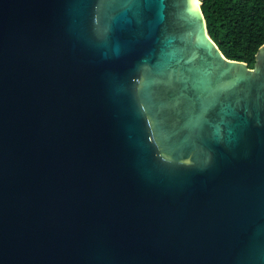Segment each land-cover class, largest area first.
<instances>
[{
  "label": "water",
  "instance_id": "water-1",
  "mask_svg": "<svg viewBox=\"0 0 264 264\" xmlns=\"http://www.w3.org/2000/svg\"><path fill=\"white\" fill-rule=\"evenodd\" d=\"M200 0H0V264H264V42Z\"/></svg>",
  "mask_w": 264,
  "mask_h": 264
},
{
  "label": "trees",
  "instance_id": "trees-1",
  "mask_svg": "<svg viewBox=\"0 0 264 264\" xmlns=\"http://www.w3.org/2000/svg\"><path fill=\"white\" fill-rule=\"evenodd\" d=\"M206 30L227 58L253 65L264 42V0H200Z\"/></svg>",
  "mask_w": 264,
  "mask_h": 264
}]
</instances>
